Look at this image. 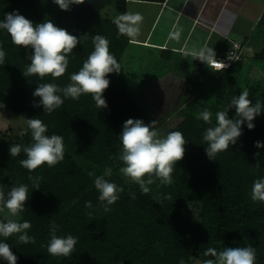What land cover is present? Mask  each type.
<instances>
[{"label": "trees", "instance_id": "trees-1", "mask_svg": "<svg viewBox=\"0 0 264 264\" xmlns=\"http://www.w3.org/2000/svg\"><path fill=\"white\" fill-rule=\"evenodd\" d=\"M38 1L28 7L32 0H0V21L5 13L18 10L34 23L51 19L77 37L87 34V39L68 54L69 65L63 76L25 77L23 72L30 65L28 56L32 50L15 46L6 30L0 29V46L6 53L4 64L0 65V103L26 120H42L48 128L46 135L62 136L65 147L61 162L53 167L45 164L30 173L19 163L26 159L23 150L17 156L9 154L11 145L19 144L22 149L31 145L30 129L21 140L0 142V186L5 193L13 185L29 187V199L20 214L21 222L31 223L27 234L35 243L18 246L14 234L0 237V242L11 246L17 264H180L181 260L190 264V248L203 245L252 246L256 249V264H264V203L251 199L254 180L264 178V148L254 147L256 141L264 142V114L255 118L254 129L249 130L245 124L237 143L213 160L207 157L208 145L202 139L205 130L215 126V113L227 108L231 98L239 96L243 89L249 90L253 103L257 99L263 101L264 45L247 59L246 41L242 59L233 63V70L214 72L194 58L197 67L185 70L176 63V53L134 44L129 36L119 32L113 20L101 17V10L114 2L118 15L125 14L129 0H85L83 4L71 5L69 11H62L52 0H43L42 4ZM261 26L264 13L255 31ZM95 35L108 39L110 51L121 66L119 73L108 76L110 86L104 92L108 107L98 109L91 95H81L78 100L66 98L51 113L44 112L42 106L33 107L34 102H39L32 95L39 84L64 87L71 82V74L82 67L94 50ZM150 51H154L157 61L144 58H150ZM127 52L132 55L128 61L136 62L137 73L132 74L125 66ZM241 64L247 66L240 68ZM168 70L176 72L166 78ZM141 72V81L126 80L141 78L137 76ZM255 75L258 80L252 77ZM137 88L140 91L135 93L133 89ZM205 108L213 114L210 124L196 117ZM156 109L163 116L158 117ZM171 111L182 120L176 128L166 129L165 121ZM228 116L234 118L235 109L229 110ZM129 118L145 123L155 120L160 132L181 131L188 141L183 160L174 167L172 184H162L158 179L155 186L161 194L159 199L115 172L123 166L119 160V134ZM257 152L258 157L254 156ZM106 167L112 169V175L106 179L124 188L118 201L108 206L109 211L99 202L95 177L89 175H102ZM30 175L41 177L40 189H33ZM130 193H135L134 199ZM169 195L171 199H167ZM88 201L91 208L85 207ZM185 204L197 206L198 221L184 218ZM53 222L58 226V236L71 234L78 238L68 257L47 252ZM0 264L7 261L0 259Z\"/></svg>", "mask_w": 264, "mask_h": 264}, {"label": "clouds", "instance_id": "clouds-1", "mask_svg": "<svg viewBox=\"0 0 264 264\" xmlns=\"http://www.w3.org/2000/svg\"><path fill=\"white\" fill-rule=\"evenodd\" d=\"M62 11H69L71 5L83 4L85 0H52ZM143 17L140 13L121 14L116 23L121 34L134 37L139 34V24ZM0 29L6 30L10 35L11 42L17 47L32 50L28 56L30 65L23 72L25 77L35 75L40 78L51 76L54 79L63 76L68 68V54L80 44L81 40L87 39V34L77 37L67 29L58 27L51 19L34 23L20 14L18 10L4 14L0 21ZM179 36V32L173 34ZM94 50L83 61L82 67L70 76V83L61 87L55 83L39 84L32 93L38 97L39 102L33 103V107H43V111L51 113L61 107L66 98L78 100L81 95H91L98 109L107 108L104 92L110 86L109 74L119 73L121 66L110 51L109 41L102 35L92 38ZM194 59H198L214 72H221L229 65L218 60L213 48H193L190 53ZM6 53L0 46V65L5 62ZM62 94V95H60ZM63 97V98H62ZM235 109V117L229 118V110ZM264 112V104L257 99L255 103L249 99V90L243 89L239 96H233L227 108L215 113L216 123L214 127H208L203 133V141L208 147L205 149L210 160L235 145L243 135L242 127L246 124L249 130L255 128L253 121ZM212 112L205 108L196 114L197 119L206 123L212 122ZM27 127L31 131L32 143L27 147L16 144L9 148L10 156H17L21 150L26 154V159L19 161L20 165L30 173L44 166L53 167L64 159L65 147L63 137L52 134L46 135L47 125L38 118H28ZM157 121L145 123L142 119H127L119 134L121 152L119 160L122 162L119 172L130 182L138 184L142 192L149 189L146 184H152L156 177L162 184H172V173L177 163L185 156V145L188 141L181 131H170L167 134L160 132ZM256 148H264V142L256 141ZM259 152L254 156H259ZM257 161L255 168H259ZM94 176V186L99 193L98 200L109 211L108 206L116 203L123 187L110 182L106 177L112 175L111 168H105L102 175ZM148 177L146 180L145 178ZM33 182V189H40L41 177L29 176ZM29 187L27 184L13 185L5 193L0 186V212H7L11 216H17L24 211L29 199ZM135 198V193H130ZM167 199H171L169 195ZM251 199L254 202L264 203V178L254 180L251 188ZM85 207L91 208V201L86 202ZM31 228L29 221L17 222L15 220H0V237L8 238L13 234H20L19 241L22 243H35V239L27 234ZM58 226L53 222L50 231V240L47 244V252L51 256H70L78 242V238L69 234L58 236ZM200 264H256V249L252 246L223 247L218 249L209 245L201 251ZM0 259L7 264H17V257L12 252L8 243L0 242ZM180 264H184L181 260Z\"/></svg>", "mask_w": 264, "mask_h": 264}, {"label": "crops", "instance_id": "crops-1", "mask_svg": "<svg viewBox=\"0 0 264 264\" xmlns=\"http://www.w3.org/2000/svg\"><path fill=\"white\" fill-rule=\"evenodd\" d=\"M252 4V0H129L126 13H140L143 17L139 34L129 37L130 42L174 52L181 67L185 62L180 63V57L189 56L195 61L191 54L185 55L194 47L213 48L216 58H223L231 40L241 38L250 45L249 39L264 13V0H256V6ZM175 32H179L178 37L173 35ZM186 67L185 70L191 68Z\"/></svg>", "mask_w": 264, "mask_h": 264}, {"label": "rangeland", "instance_id": "rangeland-1", "mask_svg": "<svg viewBox=\"0 0 264 264\" xmlns=\"http://www.w3.org/2000/svg\"><path fill=\"white\" fill-rule=\"evenodd\" d=\"M112 1L114 2V0H112ZM255 2H256V0H252V3H253L252 5L253 6H256ZM34 3L37 5L39 3V1L38 0H32V2L28 4V7H32V5H34ZM42 3H43V0H40V4H42ZM114 4H115V2H114ZM114 4H110L107 7H105L103 10H101V12H100L101 17H103L105 19H108V20H113L114 21L118 16H120V14L118 15V12H117ZM46 14H48V13H46ZM254 32H255V34L250 39V45H249L250 47H249L248 50H246L247 56L245 58H247V59L248 58H252L255 54H257L262 49V47L264 45V26L259 27V29H257ZM130 50H132V49H130ZM130 52L129 53L127 52V54H128L127 55V59L124 62H126L125 66L127 67V70L131 71L132 74H133V73H137V71L134 72L137 65H136V62H132L131 63L130 61H128V60L131 59V56H132V55L130 56ZM150 53H151L150 54V58L148 56H147L148 59H147V57H144V58L146 60H148V61H150V59L152 61H154V62L157 61V56H155L154 51H150ZM181 58L182 57H180V60H181L180 63L185 62V65L188 66V67L190 65L191 68L192 67H197V60L198 59L193 61L191 58H189L191 60L190 61V60H188L187 57H185V59H181ZM131 65H132V67L130 68ZM183 65H184V63L182 64V66ZM185 65H184V68H187ZM234 65L235 64L232 63L224 70H226V71L227 70H233L235 68ZM245 65L246 64H241L240 68H242V67L244 68ZM144 72L138 73L137 76L138 75L141 76V74H143ZM156 72H158V70ZM165 72L167 73V75L164 76V77L167 78V77H169L170 74H172V73L175 74L176 70L175 71L174 70H168V71H165ZM244 72H246V71L244 70ZM158 74H159V72H158ZM252 77L255 80L259 79V77H256V75L252 76ZM131 78H132V80H128L127 78H126V80L128 82H130V83H132L133 81L136 82V80H138V82L142 80V76L139 79H135L133 77H131ZM160 79H155V80L159 81ZM175 81H177V80L175 79ZM177 82H180V80L177 81ZM133 91L135 93L136 92L138 93L140 91V89H138V88L137 89H133ZM157 104H158V102L156 103V105ZM262 104H264V96H263ZM155 112H156L158 117L159 116H163L162 114L159 113V111H157V109H156ZM261 114L263 116L264 112H262ZM166 115L167 114H165L164 116H166ZM257 117L259 118V117H261V115H259ZM181 120H182V117L177 115L176 112L169 113L168 119H166V121H165L166 129H174V128H176L178 126V124L181 122ZM26 121L27 120L24 119L22 116H19V115L15 114L13 111L8 109L5 105L0 103V138L2 136H5L4 137L5 139H3V140L1 139L0 142L1 141L3 142L4 140H7V141H11V140L18 141L19 139L21 140L28 132V127H27ZM120 167H122V166H118L116 168V170H115L116 174H118L121 178H123L124 181L130 182L123 176V174H121L119 172ZM151 178L154 180V182L152 184H146L145 185L149 189V191L147 193L151 194L156 199H159L161 197V194L159 193V191L157 189V186H155L157 181H158V178H156L154 176L151 177ZM145 179L147 180L148 177H146ZM133 184H135V183H133ZM135 185L139 186L138 184H135ZM183 216H184L185 219L198 221V219H199L198 216L199 215H198V211H197V206L194 205V204H185V207H184V210H183ZM9 219L15 220L17 222H21L22 221V215L19 214L17 216H11L7 212V210H5L4 212H0V220L7 221ZM19 235L20 234H14L13 237L15 238V244H18V246H21L23 243L19 241ZM1 238L3 239L4 237H1ZM205 247L206 246L203 245L201 248H197L195 246L190 248V256H191V263L190 264H200V261L203 258L202 255H200V253H201V251H203V249ZM214 247H217L218 249H222L223 248L221 245H214Z\"/></svg>", "mask_w": 264, "mask_h": 264}, {"label": "built area", "instance_id": "built-area-1", "mask_svg": "<svg viewBox=\"0 0 264 264\" xmlns=\"http://www.w3.org/2000/svg\"><path fill=\"white\" fill-rule=\"evenodd\" d=\"M244 44H245V40L241 38L237 40H231L230 42L231 47L227 55L223 58H219L218 60H222L228 65L236 61H239L240 59H242Z\"/></svg>", "mask_w": 264, "mask_h": 264}]
</instances>
